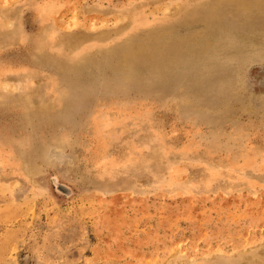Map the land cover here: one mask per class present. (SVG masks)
<instances>
[{"label":"rangeland","instance_id":"rangeland-1","mask_svg":"<svg viewBox=\"0 0 264 264\" xmlns=\"http://www.w3.org/2000/svg\"><path fill=\"white\" fill-rule=\"evenodd\" d=\"M0 264H264V0H0Z\"/></svg>","mask_w":264,"mask_h":264},{"label":"bare ground","instance_id":"bare-ground-1","mask_svg":"<svg viewBox=\"0 0 264 264\" xmlns=\"http://www.w3.org/2000/svg\"><path fill=\"white\" fill-rule=\"evenodd\" d=\"M59 189H60V188H59ZM63 190H64V189H63ZM70 190H71V189H70ZM70 190H69V191H70ZM64 191H65V190H64Z\"/></svg>","mask_w":264,"mask_h":264}]
</instances>
